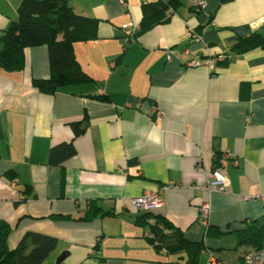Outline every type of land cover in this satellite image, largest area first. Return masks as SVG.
<instances>
[{
    "label": "crops",
    "instance_id": "crops-1",
    "mask_svg": "<svg viewBox=\"0 0 264 264\" xmlns=\"http://www.w3.org/2000/svg\"><path fill=\"white\" fill-rule=\"evenodd\" d=\"M20 1L0 0V32L17 19ZM68 1L99 21L96 39L74 43L91 81L39 91L33 81L50 75L45 44L23 50L22 69L0 68L7 247L35 231L58 238L42 264H56L63 252L59 264H174L185 254L157 250L145 211L131 203L160 191L163 203L153 211L186 239L215 253L248 249L235 247L236 230L264 224V46L242 53L235 46L237 28L264 31V0H206L198 11L195 0H181L166 21L127 42L123 26L137 31L142 3L155 0ZM219 53L228 60L209 68L205 61ZM191 58L201 63L189 66ZM72 122L84 128L75 137ZM64 141L73 142L74 154L51 164V148ZM215 170L223 189H204ZM89 205L98 207L95 215L81 218Z\"/></svg>",
    "mask_w": 264,
    "mask_h": 264
},
{
    "label": "trees",
    "instance_id": "trees-1",
    "mask_svg": "<svg viewBox=\"0 0 264 264\" xmlns=\"http://www.w3.org/2000/svg\"><path fill=\"white\" fill-rule=\"evenodd\" d=\"M181 0H155L142 3V18L135 35L155 24L166 21L180 5ZM17 19L0 32V68L6 71L20 70L24 66L23 50L26 47L45 44L48 47L50 75L47 78L34 80L39 91L47 94L55 93L63 85L84 83L92 79L78 65L75 58L74 43L90 41L97 37L98 19L76 13L68 0H21L17 7ZM240 32L235 49L245 52L257 46H264V31H253L244 35L246 28H237ZM248 29V28H247ZM228 60V57L225 59ZM224 60V61H225ZM99 96V95H98ZM74 137L81 134L79 122H72ZM75 148L72 141H64L54 145L49 154L51 164H61L73 155ZM98 207L89 205L83 219H89ZM153 217L152 222L147 221ZM141 218L149 226V241L157 250L169 253H184L186 258L174 264H198L197 258L202 242L188 240L183 232L173 226L162 214L145 211ZM10 226L0 221V264H42L47 256L55 250L58 238L35 231L26 232L14 248H8L6 236ZM211 234L210 227H207ZM212 235V234H211ZM235 247H248L232 259L223 258L219 252H213L228 264L237 263L252 248L264 247V224L256 221L236 230ZM215 251V250H214ZM228 257V258H229ZM231 260V261H230Z\"/></svg>",
    "mask_w": 264,
    "mask_h": 264
},
{
    "label": "built area",
    "instance_id": "built-area-1",
    "mask_svg": "<svg viewBox=\"0 0 264 264\" xmlns=\"http://www.w3.org/2000/svg\"><path fill=\"white\" fill-rule=\"evenodd\" d=\"M206 0H195L194 1V9L199 10L202 8V6L205 4ZM124 29V40L125 42L133 39L135 36L136 29L132 28L131 30L128 29L127 25L123 26ZM193 37H198V34L193 31L192 32ZM226 59L225 54H216L215 56L209 57L205 63L209 66V68H213L215 62L219 61H224ZM201 62L200 60L196 58H191L188 62L189 66H194V65H199ZM230 159V154L227 152H223L222 155L220 156V161L221 165L226 166L227 163L229 162ZM233 163L236 164V161L233 160ZM225 182L224 176L217 170L211 172L209 174V178L207 181L206 185H203V188L206 190H212V189H217L221 190L223 189ZM131 203L133 206L138 209V210H144V211H153L155 209H158L161 207L163 201L160 198V191H149L145 192L143 195L139 197H135L131 199ZM209 203L208 202H203L200 205L199 211H200V220L202 223L207 222L208 216H209ZM205 264H228L226 263L225 260L217 256L213 252H209V256ZM232 264H264V247L262 248H252L249 251H247L243 259L237 263H232Z\"/></svg>",
    "mask_w": 264,
    "mask_h": 264
},
{
    "label": "rangeland",
    "instance_id": "rangeland-1",
    "mask_svg": "<svg viewBox=\"0 0 264 264\" xmlns=\"http://www.w3.org/2000/svg\"><path fill=\"white\" fill-rule=\"evenodd\" d=\"M205 245L207 246V243H205ZM206 246H205V248L201 249L200 252H199V254H198V258H197L198 264H203L205 262V260L207 259L206 258V253H207ZM236 251L238 252L239 251V248H237V250L234 251V247H224V248H222L220 250V253L219 254L223 258L225 257L226 259L229 260V259H232V257H229V256L236 255V253H235Z\"/></svg>",
    "mask_w": 264,
    "mask_h": 264
},
{
    "label": "water",
    "instance_id": "water-1",
    "mask_svg": "<svg viewBox=\"0 0 264 264\" xmlns=\"http://www.w3.org/2000/svg\"><path fill=\"white\" fill-rule=\"evenodd\" d=\"M67 255V252H63V253H61L59 256H58V258H57V262H56V264H59V262L61 261V260H63L64 259V257Z\"/></svg>",
    "mask_w": 264,
    "mask_h": 264
}]
</instances>
